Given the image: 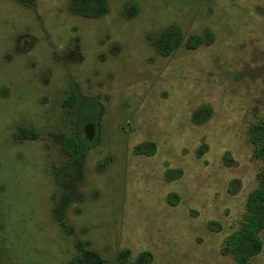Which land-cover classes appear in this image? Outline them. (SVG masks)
<instances>
[{
	"label": "rangeland",
	"instance_id": "obj_1",
	"mask_svg": "<svg viewBox=\"0 0 264 264\" xmlns=\"http://www.w3.org/2000/svg\"><path fill=\"white\" fill-rule=\"evenodd\" d=\"M97 1L99 18L0 0V264H70L79 243L106 264L123 250L126 264H237L223 249L263 168L248 129L264 117V0ZM207 30L213 44L188 48ZM168 34L182 43L167 56ZM78 134L70 172L63 142ZM143 143L155 155H136Z\"/></svg>",
	"mask_w": 264,
	"mask_h": 264
},
{
	"label": "trees",
	"instance_id": "obj_2",
	"mask_svg": "<svg viewBox=\"0 0 264 264\" xmlns=\"http://www.w3.org/2000/svg\"><path fill=\"white\" fill-rule=\"evenodd\" d=\"M17 1L27 7L36 8L37 6V0ZM103 7L104 4H102L101 7L97 0H70L71 11L74 14H80L86 17H101L103 15ZM171 36L170 34L165 35L162 39L157 41L158 49L162 54L167 56L175 52L182 43L181 38L175 40V36L174 38H171ZM214 40V34L210 30H207L203 37L190 38L187 42V46L190 49H197L202 45L213 44ZM75 99L76 97L69 100L71 105ZM85 106L87 108V116L82 117V122L79 118V123L86 125L87 123L92 122L96 128V134L94 135L96 138L98 130L101 127L100 120L102 115H100V117L98 116L96 120H93L95 112L93 109L96 108L93 107L92 109L87 105ZM203 111L204 110H199L195 113L196 123H199L203 117ZM248 134L250 142L254 147V157L263 163V168L258 176L260 182L259 188L254 191L248 199L247 212L245 214L243 225L237 233L232 235L227 240L223 249L224 254L235 256L237 264H252L250 262L251 258L258 255L263 250V243L260 238V233L264 230V117H259L256 122L249 126ZM18 137L21 139H36L37 135L32 131L21 129L18 133ZM83 142L84 141L81 134H78L76 137L67 138L63 142V150L69 158L68 169L70 172L75 169V166L79 164L87 154V150L83 148ZM134 153L136 155L153 156L156 153L155 144H140L134 149ZM224 162L226 164L234 163L230 154L225 156ZM64 178H62L63 182H66V179ZM62 179H59V183H62ZM240 186V181H235L230 187L231 194H237ZM176 202L177 201H174L172 196L169 198V203L171 205L176 206ZM58 222L67 234L71 235L73 233L72 229L66 225L65 219H58ZM78 249L80 251V256L70 264H106V259L104 257L95 251L88 249L83 243L78 244ZM130 256L131 254L129 250L121 251L119 254V263L126 264L130 259ZM152 262V254L146 252L141 255L137 264H151Z\"/></svg>",
	"mask_w": 264,
	"mask_h": 264
}]
</instances>
